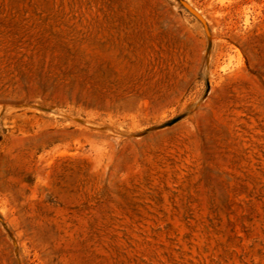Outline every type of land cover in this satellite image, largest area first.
<instances>
[{"label":"rangeland","instance_id":"1","mask_svg":"<svg viewBox=\"0 0 264 264\" xmlns=\"http://www.w3.org/2000/svg\"><path fill=\"white\" fill-rule=\"evenodd\" d=\"M0 264H264V0H0Z\"/></svg>","mask_w":264,"mask_h":264}]
</instances>
